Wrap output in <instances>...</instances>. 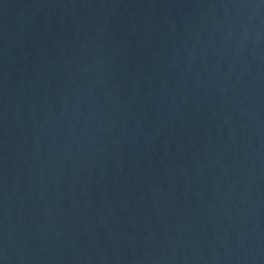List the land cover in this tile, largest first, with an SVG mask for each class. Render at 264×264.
I'll return each instance as SVG.
<instances>
[{"label":"water","instance_id":"95a60500","mask_svg":"<svg viewBox=\"0 0 264 264\" xmlns=\"http://www.w3.org/2000/svg\"><path fill=\"white\" fill-rule=\"evenodd\" d=\"M0 264H264V0H0Z\"/></svg>","mask_w":264,"mask_h":264}]
</instances>
